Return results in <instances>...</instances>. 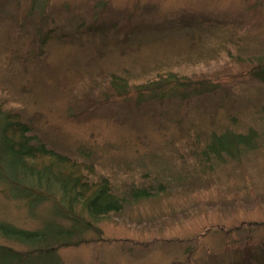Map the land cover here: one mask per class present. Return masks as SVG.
<instances>
[{
  "label": "rangeland",
  "instance_id": "obj_1",
  "mask_svg": "<svg viewBox=\"0 0 264 264\" xmlns=\"http://www.w3.org/2000/svg\"><path fill=\"white\" fill-rule=\"evenodd\" d=\"M97 22L104 39L89 30ZM263 62L264 0H0V105L93 168L90 180L107 177L121 196L154 190L60 248V264H221L218 253L260 251L264 84L252 71ZM228 129H255V147L201 159ZM50 207L29 214L0 184L2 221L36 229Z\"/></svg>",
  "mask_w": 264,
  "mask_h": 264
},
{
  "label": "trees",
  "instance_id": "obj_2",
  "mask_svg": "<svg viewBox=\"0 0 264 264\" xmlns=\"http://www.w3.org/2000/svg\"><path fill=\"white\" fill-rule=\"evenodd\" d=\"M88 26L98 38L107 37L103 22ZM252 76L264 84V62L252 71ZM169 78L178 77L171 74ZM204 88L210 91V86ZM29 124L0 105V184L8 197L25 200L29 214L42 204L50 203L51 207L48 218L36 229L0 220V238L20 247L0 242V264H60V248L80 245L88 233L98 229L97 222L120 212L125 200L151 197L154 190L132 187L126 196L118 195L107 177L90 180L96 175L93 168L49 148L31 133ZM256 140L255 129L248 133L229 129L214 133L202 147L200 158L219 161L224 155L236 156L253 149ZM82 166L88 169L83 172ZM244 251V259L234 257L232 251L218 253L215 258L221 256V264H226L227 259L232 260L231 264L264 263V243L260 244V251Z\"/></svg>",
  "mask_w": 264,
  "mask_h": 264
}]
</instances>
